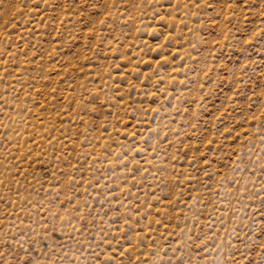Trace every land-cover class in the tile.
I'll return each instance as SVG.
<instances>
[{
    "label": "rangeland",
    "instance_id": "rangeland-1",
    "mask_svg": "<svg viewBox=\"0 0 264 264\" xmlns=\"http://www.w3.org/2000/svg\"><path fill=\"white\" fill-rule=\"evenodd\" d=\"M0 264H264V0H0Z\"/></svg>",
    "mask_w": 264,
    "mask_h": 264
}]
</instances>
